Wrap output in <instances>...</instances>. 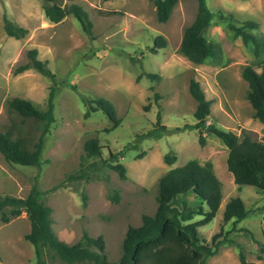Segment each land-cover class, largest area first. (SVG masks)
Masks as SVG:
<instances>
[{
  "label": "rangeland",
  "instance_id": "1",
  "mask_svg": "<svg viewBox=\"0 0 264 264\" xmlns=\"http://www.w3.org/2000/svg\"><path fill=\"white\" fill-rule=\"evenodd\" d=\"M11 3L17 20L13 23L29 32L21 39L8 36L4 17L12 21L13 10L0 9V132L19 129L15 122L21 119L8 107L11 99L30 100L44 110L52 83L58 87L55 122L45 135L42 165L10 163L0 152V198L26 197L37 187L42 201L53 209V229L61 240L76 243L85 231L102 235L108 259L117 262L129 226L141 225L143 214L156 212L160 178L190 160L210 162L222 183L223 199L216 217L199 227L201 240L218 245L205 264H242L241 252L247 261L264 264V192L235 183L227 166L228 147L208 128L195 127L197 102L189 91L195 78L212 101L207 125L263 141L264 124L247 98L249 84L242 70L264 60V48L256 57L254 45L237 37L229 22L240 26L256 21L253 33L264 43V0H207L214 15L205 36L215 43L218 54L202 64L180 51L184 31L198 12V0H180L165 23L159 22L153 0H64L86 10L93 23L90 33L72 15L59 23L49 21L44 0ZM158 36L167 40V46L155 53ZM32 48L57 75L54 81L33 68L16 71L31 62ZM84 97L112 101L121 124L108 131L113 124L102 111L86 117ZM30 125L24 123L20 130L27 133ZM155 127L158 130L153 131ZM200 132L204 145L199 143ZM93 137L104 147L102 157L86 158L85 144ZM110 150L125 165V178L111 167L117 160L111 159ZM171 153L176 156L173 164L166 161ZM237 196L245 203L247 217L225 222V206ZM181 199L190 205L202 202L193 192ZM30 230L26 212L7 223L0 220V264H38L35 248L26 239ZM45 261L68 264L53 252Z\"/></svg>",
  "mask_w": 264,
  "mask_h": 264
},
{
  "label": "trees",
  "instance_id": "2",
  "mask_svg": "<svg viewBox=\"0 0 264 264\" xmlns=\"http://www.w3.org/2000/svg\"><path fill=\"white\" fill-rule=\"evenodd\" d=\"M180 0H153L159 22L165 23ZM64 0H44L46 18L59 23L66 17L74 16L84 30L91 32L93 23L86 10L78 3L64 4ZM214 13L207 5V0H198V12L194 21L185 29L180 51L193 63L202 64L209 58L218 54L217 46L205 36L211 24ZM223 19L229 20L226 17ZM232 19V16H231ZM231 30L237 37H242L245 43H252L255 56L259 57L264 43L253 33L258 28V23L249 20L240 26L229 22ZM4 30L8 36L16 39L24 38L28 29L17 26L6 16L4 17ZM167 40L163 36L154 39L153 52L158 48H165ZM31 62L16 69L18 73L33 68L55 80L57 75L48 67V62L38 58V50H28ZM260 68V71L257 69ZM152 79L158 78L155 74H148ZM243 78L248 82L247 98L251 103L255 117L264 124V60L256 64L245 65L242 70ZM57 83L51 85L44 110L30 100L20 97L11 99L8 107L20 117V122H15L18 129L12 128L0 132V152L5 159L14 164L24 166H41L42 153L45 144V135L50 131L55 122L54 98ZM189 91L197 102L194 111L195 127L202 131L208 130L221 139L228 147L229 154L227 166L233 174L235 183L239 186L251 185L264 192V136L263 141H254L247 134L238 136L230 130L217 127L215 124L207 125V119L212 112V101L207 98L200 82L191 79ZM87 106L85 113L102 111L112 122L111 131L121 124L117 109L112 101L105 97H84ZM31 123V130L27 133L20 130L24 123ZM164 129L165 127H161ZM158 130L156 127L153 131ZM160 130V129H159ZM153 131L147 136L152 135ZM264 133V128H263ZM199 143L205 144V138L200 132ZM103 146L98 137L90 138L85 144L86 158L102 157ZM110 152V157L117 162L111 167L122 178L126 177V167L118 161V153ZM166 161L173 164L176 156L168 154ZM190 192L196 194L202 202L190 205L181 199V196ZM41 192L34 187L26 197L6 195L0 198V220L7 223L13 218L26 212L31 223V230L26 239L34 246L38 264H46L47 253L53 252L62 261L68 264L88 262L90 264H205L207 259L216 252V247L205 243L199 235V227L211 222L220 210L223 192L222 183L216 176L212 163L200 164L197 160H190L183 166L171 168L159 180L156 200L158 206L153 215L143 214L139 226H129L122 245V256L117 262H111L106 254L105 238L100 235L91 236L84 232L81 239L73 244L61 240L53 229L51 206L41 199ZM118 200V195L113 197ZM206 204L207 208H205ZM248 211L240 196L233 197L226 204L223 219L229 222L236 219L242 221L247 217ZM200 216L201 219L195 220ZM242 264H257L249 262L243 252L240 253Z\"/></svg>",
  "mask_w": 264,
  "mask_h": 264
},
{
  "label": "crops",
  "instance_id": "3",
  "mask_svg": "<svg viewBox=\"0 0 264 264\" xmlns=\"http://www.w3.org/2000/svg\"><path fill=\"white\" fill-rule=\"evenodd\" d=\"M0 6H1L0 9H2L3 11H4V9L5 10L12 9L13 10V15H14V18L12 19V22L17 21L16 18H15V5H13V3H11V0H0ZM16 15H17V17H19V15L17 13H16ZM18 26L22 27V25H18Z\"/></svg>",
  "mask_w": 264,
  "mask_h": 264
}]
</instances>
